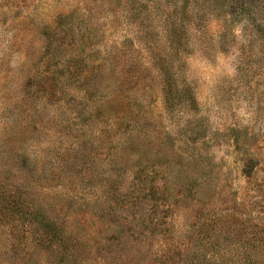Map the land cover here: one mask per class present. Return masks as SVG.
<instances>
[{"label": "rangeland", "instance_id": "374dc122", "mask_svg": "<svg viewBox=\"0 0 264 264\" xmlns=\"http://www.w3.org/2000/svg\"><path fill=\"white\" fill-rule=\"evenodd\" d=\"M220 217L264 224V0H0V264H185Z\"/></svg>", "mask_w": 264, "mask_h": 264}, {"label": "trees", "instance_id": "16d2710c", "mask_svg": "<svg viewBox=\"0 0 264 264\" xmlns=\"http://www.w3.org/2000/svg\"><path fill=\"white\" fill-rule=\"evenodd\" d=\"M244 174L250 176L252 168L246 166ZM221 217L210 220L203 230L207 245L202 246L197 253L185 252V264H264V224L236 223L221 227ZM250 223V222H249ZM215 228V229H214ZM221 234L223 238L220 239ZM228 237L233 240L232 245L222 248L213 246Z\"/></svg>", "mask_w": 264, "mask_h": 264}]
</instances>
